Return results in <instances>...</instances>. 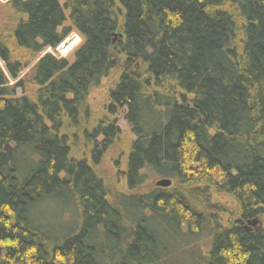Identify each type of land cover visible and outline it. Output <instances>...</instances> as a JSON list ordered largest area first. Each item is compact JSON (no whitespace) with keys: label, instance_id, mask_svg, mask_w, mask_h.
<instances>
[{"label":"trees","instance_id":"1","mask_svg":"<svg viewBox=\"0 0 264 264\" xmlns=\"http://www.w3.org/2000/svg\"><path fill=\"white\" fill-rule=\"evenodd\" d=\"M5 1L0 264H264V228H246L264 217V0ZM67 21L73 62L45 54L21 80ZM116 69L107 114L134 140L130 193L109 201L95 166L121 130L88 98ZM150 175L172 186L143 193ZM213 193L237 205L226 226Z\"/></svg>","mask_w":264,"mask_h":264},{"label":"rangeland","instance_id":"2","mask_svg":"<svg viewBox=\"0 0 264 264\" xmlns=\"http://www.w3.org/2000/svg\"><path fill=\"white\" fill-rule=\"evenodd\" d=\"M13 15V12H11L9 8L8 1L0 0V31L4 28L9 27L10 21L13 22L16 19V17L14 18ZM65 27L71 30V34L56 50L48 49L36 57H31L27 55L24 56L26 57L23 61V64L25 65V70L20 75L21 80L31 79V76L34 73L38 62L45 54H52L57 58L67 59L70 63L73 62L76 50L83 44V38L75 31V29H73L70 21L66 22ZM73 37L76 41L73 40L74 45L72 46V48L68 52L63 51V47H65V45H67V43L71 39H73ZM0 65L8 76V73L1 61ZM117 71L118 69H116V71L108 79L104 80L100 89L93 91L88 98V104L92 112V122L94 121V119L107 117L112 124H114L121 130V136L119 140L110 149L103 162L99 166H95L97 174L103 179L107 191L111 196L108 198L109 201H112L113 196L116 194L130 193L128 190L125 174V163L127 157L126 149L130 145L131 141L134 140V137L131 134L130 126L125 120L124 111L116 117H111L107 114V107L109 104V93L113 88L115 81L118 77ZM15 83V81L11 80L10 86L13 87ZM21 94L22 92H17L18 96H21ZM82 142L83 140H81V143H78L77 145H84ZM125 151L126 153L124 154ZM75 154L77 155V157L81 156V152H78V150L75 151ZM159 181L160 180L158 178H154L150 175L148 181L142 189V192L146 193L151 191L152 189H154V186H156L157 182ZM206 211L216 216L217 218H222L223 224L224 226H226L231 219L237 216L238 208L235 202L228 196L215 195V193H213L211 199L209 200V204L207 206ZM68 218V214L64 213L63 220L67 221ZM246 227H249L250 229L254 228L248 226V224L246 225ZM258 227L264 228V217L260 218V224Z\"/></svg>","mask_w":264,"mask_h":264},{"label":"water","instance_id":"3","mask_svg":"<svg viewBox=\"0 0 264 264\" xmlns=\"http://www.w3.org/2000/svg\"><path fill=\"white\" fill-rule=\"evenodd\" d=\"M120 38L122 36H119ZM118 39V36L115 37L114 41H116ZM172 186V181L171 180H167V179H163L160 180L159 182H157L156 187L158 188H163V189H167L170 188ZM260 224L259 219H255L253 221L248 222V226L250 227H254L257 228ZM248 230L250 229L249 227H246Z\"/></svg>","mask_w":264,"mask_h":264},{"label":"bare ground","instance_id":"4","mask_svg":"<svg viewBox=\"0 0 264 264\" xmlns=\"http://www.w3.org/2000/svg\"><path fill=\"white\" fill-rule=\"evenodd\" d=\"M73 40H74V37L67 43V45H65V47H63V51L68 52L72 48V46L74 45V41H76V40L74 41Z\"/></svg>","mask_w":264,"mask_h":264}]
</instances>
